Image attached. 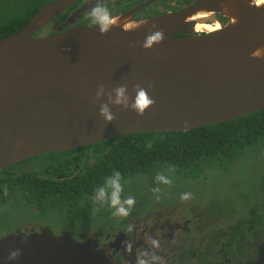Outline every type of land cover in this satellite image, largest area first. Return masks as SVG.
I'll return each mask as SVG.
<instances>
[{
    "label": "water",
    "instance_id": "obj_1",
    "mask_svg": "<svg viewBox=\"0 0 264 264\" xmlns=\"http://www.w3.org/2000/svg\"><path fill=\"white\" fill-rule=\"evenodd\" d=\"M74 1L44 3L0 39V169L45 153L135 133L187 131L264 109V52L252 56L264 49V0H195L151 19L118 16L119 26L107 34L76 26L34 36ZM125 22L141 26L125 31ZM155 30H163L164 40L145 49ZM137 83L155 104L143 116L112 105L116 118L106 122L100 107L107 91L126 84L134 97ZM100 85L106 94L97 99ZM16 249L21 255L9 260ZM0 264L111 263L87 244L44 229L0 238ZM255 264H264V239Z\"/></svg>",
    "mask_w": 264,
    "mask_h": 264
},
{
    "label": "flooded vegetation",
    "instance_id": "obj_2",
    "mask_svg": "<svg viewBox=\"0 0 264 264\" xmlns=\"http://www.w3.org/2000/svg\"><path fill=\"white\" fill-rule=\"evenodd\" d=\"M194 1L76 0L34 36L95 26L88 12L98 2L114 17L144 20L168 15ZM218 21L227 22L220 16ZM100 142L37 155L0 169V178L9 181L0 184V238L45 229L55 237L87 244L111 264H137V260L144 264H255L264 239V148L223 154L218 159L224 163H195L203 167L190 171L176 167L144 172L141 176L151 179L148 189L154 195L148 203L135 197L131 214L117 217L111 207L93 199L101 185L84 184L97 176L88 177L102 158ZM21 165H26L23 171ZM157 173L168 176L172 184L159 187L154 179ZM22 174L32 184H20L17 178ZM36 180L51 183L45 193H35ZM178 183L183 184L177 187ZM156 187L159 193L153 191ZM184 192L192 194L189 200H181Z\"/></svg>",
    "mask_w": 264,
    "mask_h": 264
},
{
    "label": "trees",
    "instance_id": "obj_3",
    "mask_svg": "<svg viewBox=\"0 0 264 264\" xmlns=\"http://www.w3.org/2000/svg\"><path fill=\"white\" fill-rule=\"evenodd\" d=\"M47 1L40 0L21 15L6 22L0 21V39L21 28ZM100 143L102 158L94 165L88 177L90 179L95 174L97 176L84 184L103 185L105 177L117 170L121 173L122 183L125 179L144 172L154 173L176 167L183 170L202 168V165L197 166L195 163L210 166L212 163L223 162L218 159L223 154H243L248 147H264V109L231 121L187 131L135 133ZM17 180L20 184H32L25 174L18 176ZM6 183L9 181L0 178V184ZM34 184L37 186L35 193L41 195L51 183L36 180Z\"/></svg>",
    "mask_w": 264,
    "mask_h": 264
},
{
    "label": "clouds",
    "instance_id": "obj_4",
    "mask_svg": "<svg viewBox=\"0 0 264 264\" xmlns=\"http://www.w3.org/2000/svg\"><path fill=\"white\" fill-rule=\"evenodd\" d=\"M254 3L255 0H252ZM89 17L91 18V22L93 25L99 27V31L102 34H107L113 26H119V19L114 17L111 11L101 3H96L94 7L88 12ZM141 24H130L125 22L123 24V29L125 31L135 30L139 28ZM156 27L155 25L153 26ZM164 40V32L163 30H155L151 34L146 37L145 42L143 43V47L145 49H151L157 43H160ZM264 52V49H257L252 53L254 57H260ZM149 88L152 85L148 86ZM133 91L135 92V96H130L128 92V86L126 84L120 85L110 91H107V102L101 104L100 107V115L104 118L106 122H112L116 117L112 112V105L115 106H123V108H131L138 115L143 116L146 110L155 104V100L149 95V91L147 88L142 87L141 84L137 83L133 87ZM106 94V88L104 85H100L97 92L96 98L101 99ZM150 148L151 145L149 144ZM121 173L117 170L112 173V175L105 177L104 183L101 186H98L95 189L93 199L99 204H107L111 207L113 211V215L117 217H128L131 214L132 209L136 204V199L134 196L123 195L124 187L121 183ZM157 185H171L172 180L164 175L163 173H157L154 177ZM155 193H159L161 189L156 187L153 189ZM190 192H184L181 194V200H189L191 198ZM159 198V197H157ZM152 243L159 247L158 240H152ZM130 248L126 247V251H129ZM21 255V250L16 249L12 250L9 253V260H15L19 258ZM137 264H144L143 260H137Z\"/></svg>",
    "mask_w": 264,
    "mask_h": 264
},
{
    "label": "rangeland",
    "instance_id": "obj_5",
    "mask_svg": "<svg viewBox=\"0 0 264 264\" xmlns=\"http://www.w3.org/2000/svg\"><path fill=\"white\" fill-rule=\"evenodd\" d=\"M40 0H0V21L6 22L12 18L21 15L25 10L30 7L35 6ZM45 1V0H42ZM48 2V1H47ZM257 147H260L257 145ZM264 148V147H261ZM224 163V161L222 162ZM26 165H21L20 170L23 171ZM187 170V169H186ZM194 170L188 169L187 171ZM142 174H136L134 177L127 179V186L124 187V192L127 195L140 198L141 201L148 203L152 196L153 192L149 191L148 185H150V178H146L147 181L143 179ZM222 176H219L221 178ZM183 183H178V186H181ZM160 187V185H158ZM150 188V187H149ZM148 192H146V191ZM9 225L8 222H6Z\"/></svg>",
    "mask_w": 264,
    "mask_h": 264
},
{
    "label": "bare ground",
    "instance_id": "obj_6",
    "mask_svg": "<svg viewBox=\"0 0 264 264\" xmlns=\"http://www.w3.org/2000/svg\"><path fill=\"white\" fill-rule=\"evenodd\" d=\"M212 27H214V26H200L199 27V30H208V29H210V28H212Z\"/></svg>",
    "mask_w": 264,
    "mask_h": 264
}]
</instances>
